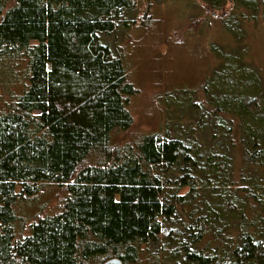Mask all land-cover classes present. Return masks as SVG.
<instances>
[{
	"label": "trees",
	"instance_id": "16d2710c",
	"mask_svg": "<svg viewBox=\"0 0 264 264\" xmlns=\"http://www.w3.org/2000/svg\"><path fill=\"white\" fill-rule=\"evenodd\" d=\"M140 2L0 0L1 85L21 82L0 108V264H264V111L228 48L201 88L220 95L208 124L114 142L133 126ZM174 92L163 114L190 106L192 91ZM49 189L58 207L41 216Z\"/></svg>",
	"mask_w": 264,
	"mask_h": 264
},
{
	"label": "rangeland",
	"instance_id": "374dc122",
	"mask_svg": "<svg viewBox=\"0 0 264 264\" xmlns=\"http://www.w3.org/2000/svg\"><path fill=\"white\" fill-rule=\"evenodd\" d=\"M261 2L258 10L228 2L224 10L213 12L201 0H141L138 23L127 36L125 47L129 77L137 92L129 102L133 126L114 136L116 145L156 132L162 122L172 127L186 126L203 118L208 124L206 107L214 105L220 95L209 87L205 99L200 93L204 81L212 82L215 78L214 70L221 57L217 49L231 51L229 67L241 72L243 64L247 73L243 86L249 91L257 90L247 95L257 97V106L264 111V1ZM5 80L0 76V108L8 93L19 91L21 85L15 82L9 90L1 85ZM174 91H192V102L187 109L166 108L163 114L162 107L169 104V99L178 98L170 94L168 101L160 99L166 92ZM180 104L186 105L182 101ZM235 165L239 167L240 156ZM50 192L54 190L43 192L36 201L40 206L46 204L41 216L57 210V199L48 198Z\"/></svg>",
	"mask_w": 264,
	"mask_h": 264
},
{
	"label": "water",
	"instance_id": "95a60500",
	"mask_svg": "<svg viewBox=\"0 0 264 264\" xmlns=\"http://www.w3.org/2000/svg\"><path fill=\"white\" fill-rule=\"evenodd\" d=\"M105 264H122V262L118 259H114L106 262Z\"/></svg>",
	"mask_w": 264,
	"mask_h": 264
}]
</instances>
